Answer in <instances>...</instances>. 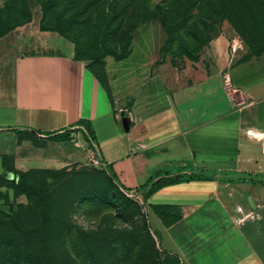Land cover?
<instances>
[{
    "label": "crops",
    "instance_id": "0c3cea01",
    "mask_svg": "<svg viewBox=\"0 0 264 264\" xmlns=\"http://www.w3.org/2000/svg\"><path fill=\"white\" fill-rule=\"evenodd\" d=\"M1 71L0 175L53 162L30 136L62 159L92 151L117 185L143 197L160 245L182 264H264V48L235 74L172 90L150 82L123 102L62 37L14 56L7 83ZM66 130L75 141L48 137ZM170 176L179 179L144 195ZM151 203L179 216L164 224Z\"/></svg>",
    "mask_w": 264,
    "mask_h": 264
},
{
    "label": "rangeland",
    "instance_id": "374dc122",
    "mask_svg": "<svg viewBox=\"0 0 264 264\" xmlns=\"http://www.w3.org/2000/svg\"><path fill=\"white\" fill-rule=\"evenodd\" d=\"M53 36L123 102L150 82L172 90L252 66L264 47V0H0L6 83L13 57L48 50ZM82 126L71 130L91 148ZM29 140L53 162L0 175V264H182L160 245L143 197L93 164L92 151L67 160Z\"/></svg>",
    "mask_w": 264,
    "mask_h": 264
},
{
    "label": "trees",
    "instance_id": "16d2710c",
    "mask_svg": "<svg viewBox=\"0 0 264 264\" xmlns=\"http://www.w3.org/2000/svg\"><path fill=\"white\" fill-rule=\"evenodd\" d=\"M264 48V47H263ZM262 48V49H263ZM261 49V50H262ZM260 50V51H261ZM75 57V56H74ZM77 58V57H75ZM89 67V66H88ZM90 68V67H89ZM91 70V69H90ZM92 71V70H91ZM93 72V71H92ZM94 73V72H93ZM94 75L96 77H98L95 73ZM99 79V77H98ZM100 80V79H99ZM101 81V80H100ZM102 82V81H101ZM86 128V126H84ZM87 131V134L89 135V131L86 129ZM68 134V130L64 131L63 133H56V134H50L48 135V137H50L51 139H54V140H62V139H66L67 138V135ZM90 136V135H89ZM179 177L178 176H170V177H161V178H157L156 180L152 181L146 191L145 194H148L150 192H152L153 190H155L156 188H158L159 186L163 185V184H166V183H170V182H173L175 180H178ZM150 209L157 215L159 216V218H161L162 222L164 224H167L169 223L170 221H172L173 219L177 218L179 215H178V212L173 210V206L171 204H160V203H151L150 205ZM168 217H172L171 220L168 219ZM15 262L11 261V260H8V261H5L3 262V264H14ZM29 261L28 260H21L15 264H28Z\"/></svg>",
    "mask_w": 264,
    "mask_h": 264
},
{
    "label": "built area",
    "instance_id": "2783aa9c",
    "mask_svg": "<svg viewBox=\"0 0 264 264\" xmlns=\"http://www.w3.org/2000/svg\"><path fill=\"white\" fill-rule=\"evenodd\" d=\"M89 140L91 141V138L90 136L88 137ZM91 162L95 165H98V166H101L103 164V161L100 159V157L96 154H93L92 157H91Z\"/></svg>",
    "mask_w": 264,
    "mask_h": 264
},
{
    "label": "water",
    "instance_id": "95a60500",
    "mask_svg": "<svg viewBox=\"0 0 264 264\" xmlns=\"http://www.w3.org/2000/svg\"><path fill=\"white\" fill-rule=\"evenodd\" d=\"M127 121H128V118L126 116L122 117L121 122H122V126L125 129L127 128Z\"/></svg>",
    "mask_w": 264,
    "mask_h": 264
}]
</instances>
